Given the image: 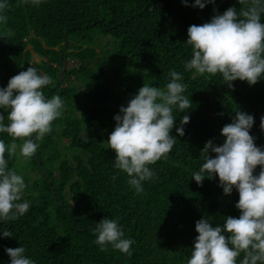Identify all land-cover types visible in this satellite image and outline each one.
<instances>
[{"label":"trees","instance_id":"obj_1","mask_svg":"<svg viewBox=\"0 0 264 264\" xmlns=\"http://www.w3.org/2000/svg\"><path fill=\"white\" fill-rule=\"evenodd\" d=\"M7 3V23L0 25V88L34 67L51 78L42 89L45 97L59 95L65 110L31 159L6 153L9 170L24 178L20 202L27 201L29 210L17 220L0 221V264H10L5 249L20 246L34 264H187L197 221L205 218L222 227L227 217L240 215L235 188L225 195L218 176H206L203 186L193 179L204 162L205 144L221 145L222 128L239 110L254 117L250 135L264 150V77L253 86L236 80L229 88L219 74L201 76L185 69L192 56L188 28L244 6L238 0H216L203 10L192 7L194 0H187V7L181 0ZM173 70L182 75L192 108L174 109L171 135L177 142L167 160L149 166L155 175L142 182L137 194L127 174L114 167L115 153L107 143L120 114L117 105L127 107L144 83L164 88ZM79 108L81 116L76 115ZM0 114L7 124L8 113L0 109ZM184 115L190 122L180 137L176 128ZM0 139L12 142L6 133ZM27 172L39 177L32 181ZM105 218L118 220L124 238L135 242L130 257L111 245L100 251L95 229ZM4 230L12 237L4 238ZM242 259L243 254L237 264Z\"/></svg>","mask_w":264,"mask_h":264},{"label":"clouds","instance_id":"obj_2","mask_svg":"<svg viewBox=\"0 0 264 264\" xmlns=\"http://www.w3.org/2000/svg\"><path fill=\"white\" fill-rule=\"evenodd\" d=\"M38 6L41 0H23ZM187 7V0H181ZM216 0H194L192 7L203 10ZM239 12L235 7L223 14L212 17L210 22L191 25L187 30L186 44L191 46L192 56L185 63V69L196 74L221 75L229 88L239 80L255 85L264 77V0H238ZM9 8L7 0L0 2V25L7 23L3 13ZM215 11V9H214ZM164 88L143 85L129 102L120 108L114 117L116 125L108 137V145L115 153L114 167L126 173L128 183L139 194L143 191L142 182L151 180L155 173L150 165L167 160L177 142L171 135L176 125L174 109L187 112L192 108L190 99L184 95L187 85L182 83V75L173 70ZM47 75L38 74L34 67H28L13 76L6 88H0V133L11 137L10 144L0 139V221H14L29 210L27 201L20 202L26 184L24 178L9 170L6 153L14 156L19 147L20 155L31 159L39 148V141L52 132L53 122L61 118L65 110L64 101L59 95L46 98L42 89L51 83ZM190 117L184 115L177 135L184 136V125ZM254 117L237 110L235 118L226 124L221 135L224 142L217 146L209 140L201 154L204 162L193 179L203 186L206 178H219V186L225 195H231L235 188L239 194L235 207L240 211L239 218L229 216L223 226L213 227L208 219L196 222L198 233L187 264H264V150L256 146L250 135ZM261 130H264V117H261ZM17 140L22 141L18 145ZM215 156L210 157L209 153ZM257 167L259 174H255ZM95 243L100 251L108 245L132 255L131 246L135 243L124 238L118 220L105 218L95 229ZM4 238L12 237L11 231L2 232ZM10 264H34L25 256V248L5 249Z\"/></svg>","mask_w":264,"mask_h":264},{"label":"rangeland","instance_id":"obj_3","mask_svg":"<svg viewBox=\"0 0 264 264\" xmlns=\"http://www.w3.org/2000/svg\"><path fill=\"white\" fill-rule=\"evenodd\" d=\"M34 60H35V61H38V58L34 56ZM80 100L82 101V99H79V101H80ZM127 106H128V105H127ZM117 107H118L117 110L120 111V108L122 107V105H121V104H118ZM82 109H83V108H79V111L76 112V115H77V116H81V115H82ZM61 144L66 146V145L69 144V141H67V140H62ZM64 152H65V150H64ZM17 154H18L19 156H21V155H20V151H19V147L17 148ZM65 154L67 155V157H70V156H71L69 152H65ZM19 161H20L21 164L24 163V160H22V159L19 160ZM19 168L21 169L22 167L19 166ZM24 173H25V172H24ZM25 175H26V176H29V177L31 178L32 181L39 177L38 173H36V172H27Z\"/></svg>","mask_w":264,"mask_h":264},{"label":"water","instance_id":"obj_4","mask_svg":"<svg viewBox=\"0 0 264 264\" xmlns=\"http://www.w3.org/2000/svg\"><path fill=\"white\" fill-rule=\"evenodd\" d=\"M64 71H65V64H63V66L61 68V77H60V79L63 77Z\"/></svg>","mask_w":264,"mask_h":264}]
</instances>
